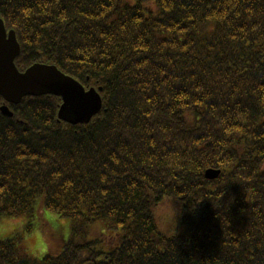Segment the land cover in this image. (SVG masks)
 <instances>
[{"label":"trees","instance_id":"1","mask_svg":"<svg viewBox=\"0 0 264 264\" xmlns=\"http://www.w3.org/2000/svg\"><path fill=\"white\" fill-rule=\"evenodd\" d=\"M0 18L19 71L102 99L72 125L60 97H0V213L71 220L40 258L0 240V264H264V0H0ZM98 220L121 229L108 250L76 238Z\"/></svg>","mask_w":264,"mask_h":264},{"label":"water","instance_id":"2","mask_svg":"<svg viewBox=\"0 0 264 264\" xmlns=\"http://www.w3.org/2000/svg\"><path fill=\"white\" fill-rule=\"evenodd\" d=\"M20 45L14 30H6L0 18V97L6 103L18 104L26 96L60 97L57 118L68 124H87L102 107L101 88H85L79 81L63 73L53 64L34 63L19 71L15 58ZM4 115L12 116L6 104L0 105ZM220 171L207 169L205 177L214 179Z\"/></svg>","mask_w":264,"mask_h":264},{"label":"clouds","instance_id":"3","mask_svg":"<svg viewBox=\"0 0 264 264\" xmlns=\"http://www.w3.org/2000/svg\"><path fill=\"white\" fill-rule=\"evenodd\" d=\"M52 217L51 211L46 215L40 211L29 213L20 209L0 213V240L14 237L17 250L22 255L39 258L51 247V233L44 228V224H50ZM173 218L177 219L173 214L169 222Z\"/></svg>","mask_w":264,"mask_h":264},{"label":"rangeland","instance_id":"4","mask_svg":"<svg viewBox=\"0 0 264 264\" xmlns=\"http://www.w3.org/2000/svg\"><path fill=\"white\" fill-rule=\"evenodd\" d=\"M38 207H42L41 199L38 200ZM41 212L46 215L49 211L42 210ZM174 212L175 208L173 204L170 203L163 204L156 210V213L160 218L162 217L163 219L167 220H169V218L173 216ZM65 221H67V224H65ZM44 228L51 233V247L45 253L54 252L57 251L58 248L70 238L71 220L65 217H59L57 214L53 213L50 224L48 222H45ZM119 232H121V229H119V227L113 228L110 227L106 221L98 220L89 226L85 234H80L76 238H85L87 241L95 240L97 243V248L108 250ZM61 233L62 235H58Z\"/></svg>","mask_w":264,"mask_h":264}]
</instances>
